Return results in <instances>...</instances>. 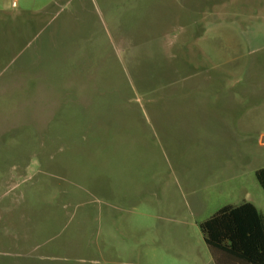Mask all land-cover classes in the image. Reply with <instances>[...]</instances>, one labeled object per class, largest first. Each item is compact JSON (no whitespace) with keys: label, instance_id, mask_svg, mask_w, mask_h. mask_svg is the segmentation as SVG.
I'll list each match as a JSON object with an SVG mask.
<instances>
[{"label":"rangeland","instance_id":"rangeland-1","mask_svg":"<svg viewBox=\"0 0 264 264\" xmlns=\"http://www.w3.org/2000/svg\"><path fill=\"white\" fill-rule=\"evenodd\" d=\"M261 167L264 0H0V264H216Z\"/></svg>","mask_w":264,"mask_h":264},{"label":"trees","instance_id":"trees-1","mask_svg":"<svg viewBox=\"0 0 264 264\" xmlns=\"http://www.w3.org/2000/svg\"><path fill=\"white\" fill-rule=\"evenodd\" d=\"M264 193V167L255 171ZM216 264H264V218L255 205H225L199 225Z\"/></svg>","mask_w":264,"mask_h":264}]
</instances>
